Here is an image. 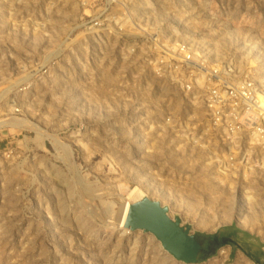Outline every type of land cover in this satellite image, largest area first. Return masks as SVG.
Instances as JSON below:
<instances>
[{
  "label": "rangeland",
  "instance_id": "1",
  "mask_svg": "<svg viewBox=\"0 0 264 264\" xmlns=\"http://www.w3.org/2000/svg\"><path fill=\"white\" fill-rule=\"evenodd\" d=\"M195 53L264 93V0H0V264H186L117 228L143 197L264 251V142L211 112Z\"/></svg>",
  "mask_w": 264,
  "mask_h": 264
},
{
  "label": "built area",
  "instance_id": "2",
  "mask_svg": "<svg viewBox=\"0 0 264 264\" xmlns=\"http://www.w3.org/2000/svg\"><path fill=\"white\" fill-rule=\"evenodd\" d=\"M178 46L189 49L186 45ZM192 55H188L187 59L192 61L199 72L196 82L200 85L194 82L191 84L199 89H205L211 112L214 111L221 118L220 121L230 123V126L226 127L228 132L233 134L243 132L246 136L264 142V93L259 92L258 81L248 76L245 80L239 78L232 60L213 64L208 68L206 60L199 59L201 55L199 57H196V53ZM209 56L206 53L207 60ZM175 57L178 55L173 53L169 62L172 68H179L171 62L176 60ZM181 60L183 61V58Z\"/></svg>",
  "mask_w": 264,
  "mask_h": 264
},
{
  "label": "water",
  "instance_id": "3",
  "mask_svg": "<svg viewBox=\"0 0 264 264\" xmlns=\"http://www.w3.org/2000/svg\"><path fill=\"white\" fill-rule=\"evenodd\" d=\"M126 228L153 234L165 251L176 260L186 264L206 261L217 255L218 250L226 245H231L233 250L240 248L248 257L253 258L255 264H264L262 248H255V251L250 253L241 246V239L238 240L240 243L238 245L231 237L236 232V234L241 233V238H244L248 236L247 232L239 231L237 228H227L222 234L193 233L191 225H184L180 217L172 218L168 207L149 197H143L131 205ZM232 230L234 232H230ZM248 237L251 238V236Z\"/></svg>",
  "mask_w": 264,
  "mask_h": 264
},
{
  "label": "bare ground",
  "instance_id": "4",
  "mask_svg": "<svg viewBox=\"0 0 264 264\" xmlns=\"http://www.w3.org/2000/svg\"><path fill=\"white\" fill-rule=\"evenodd\" d=\"M217 46V45H216ZM219 47V46H218ZM247 48V47H246ZM253 50V49H252ZM251 55V54H250ZM253 57V56H252ZM255 61V60H254ZM257 61V60H256ZM264 62V61H263ZM20 122V121H19ZM18 122V123H19ZM10 124V122H4V121H1L0 122V127H3V126H7V125H9ZM11 125H15V123L14 122H12V124ZM18 126H21V123H20V125L18 124ZM133 203H131V202H126V204H125V206H124V209H123V211H122V214H121V217H120V219H119V221H118V223H117V228L118 229H125V227H126V221H127V217H128V213H129V209H130V207H131V205H132ZM162 246V245H161Z\"/></svg>",
  "mask_w": 264,
  "mask_h": 264
},
{
  "label": "crops",
  "instance_id": "5",
  "mask_svg": "<svg viewBox=\"0 0 264 264\" xmlns=\"http://www.w3.org/2000/svg\"><path fill=\"white\" fill-rule=\"evenodd\" d=\"M237 228V227H236ZM239 231L241 230L240 228H237ZM230 232H234V230H232V231H230ZM238 232V231H237ZM231 237H232V239L233 240H236V242H237V244L238 245H240V243H239V241H240V239H241V233H237L236 234V232H234L232 235H231ZM235 237H237V238H235ZM239 240V241H238ZM224 247H229L230 249H232V251H233V248H232V246L231 245H226V246H224ZM236 252H237V254L239 253V252H241V249L240 248H237L236 249Z\"/></svg>",
  "mask_w": 264,
  "mask_h": 264
}]
</instances>
